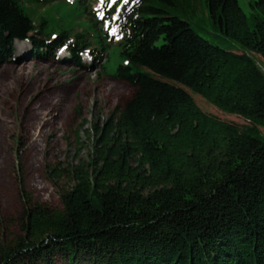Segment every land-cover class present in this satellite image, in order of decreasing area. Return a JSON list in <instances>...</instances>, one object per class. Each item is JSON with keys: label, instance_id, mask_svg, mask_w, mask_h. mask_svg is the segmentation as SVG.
I'll return each mask as SVG.
<instances>
[{"label": "trees", "instance_id": "obj_1", "mask_svg": "<svg viewBox=\"0 0 264 264\" xmlns=\"http://www.w3.org/2000/svg\"><path fill=\"white\" fill-rule=\"evenodd\" d=\"M41 1L56 0H0V60L15 41L37 56L65 46L76 64L90 43L108 51L96 20L74 38L68 14L36 22L27 3ZM200 4L214 35L237 48L195 31ZM74 6L85 14L84 0ZM251 6L264 15V0ZM120 10L111 75L133 92L92 124L87 160L50 167L66 181L60 208L34 202L18 178L21 232L0 242V264H264V19L250 26L237 0H128ZM186 89L248 125L205 113ZM38 105L36 118L62 110L50 94Z\"/></svg>", "mask_w": 264, "mask_h": 264}, {"label": "rangeland", "instance_id": "obj_2", "mask_svg": "<svg viewBox=\"0 0 264 264\" xmlns=\"http://www.w3.org/2000/svg\"><path fill=\"white\" fill-rule=\"evenodd\" d=\"M253 1L237 0L250 26H253L254 18L264 19L263 13L251 6ZM70 3L72 0L44 4L41 1L37 4L27 3V7L34 12L36 22L40 14L47 10H55V21L68 14L67 24H74L71 37L86 31L83 22L92 23L96 20L95 29L107 33L110 43L108 51L100 56L96 53V46L90 43L91 48L80 56V64H76L66 50H59L55 56H37L30 43L17 41L13 45L12 55L0 60V218L3 222L0 225V242L3 238L11 239L21 232L20 217L24 205L19 195L18 178L22 179L24 189L34 202L60 208L56 189L57 185L64 187L66 181L64 178H52L50 167H64L76 164L80 159L87 160L88 154L93 151L95 137L91 131L92 124L106 120L133 92L127 82L111 75L117 62L114 46L120 37L117 22L104 16L105 3L107 7L111 6L109 0H84L86 12L79 17L71 14L75 6ZM179 16L186 18L183 14ZM192 19H195L192 27L204 39L215 44L225 42V47L237 48L232 41L226 42L214 35L204 4L198 5ZM196 20L203 22L198 26ZM54 26L58 28L56 23ZM72 42L70 40L69 43ZM23 55H26L25 58H21ZM28 84L36 86L25 96ZM186 91L205 113L238 126L248 125V121L242 117L226 114L201 96ZM49 94L61 104L62 110L45 106L36 118L32 105L38 107L40 101H46ZM42 115L49 119L46 124ZM259 131L264 135V128L259 127ZM32 139H37V148ZM55 264L65 263L56 260Z\"/></svg>", "mask_w": 264, "mask_h": 264}, {"label": "snow or ice", "instance_id": "obj_3", "mask_svg": "<svg viewBox=\"0 0 264 264\" xmlns=\"http://www.w3.org/2000/svg\"><path fill=\"white\" fill-rule=\"evenodd\" d=\"M101 2H103V0H101ZM123 2H124L125 4H127V3H128V0H123ZM113 31H115V30H113Z\"/></svg>", "mask_w": 264, "mask_h": 264}]
</instances>
